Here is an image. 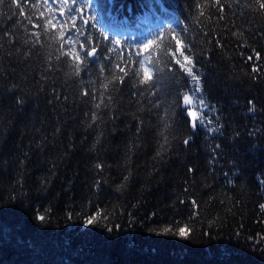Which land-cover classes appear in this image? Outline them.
Segmentation results:
<instances>
[{
  "label": "trees",
  "instance_id": "1",
  "mask_svg": "<svg viewBox=\"0 0 264 264\" xmlns=\"http://www.w3.org/2000/svg\"><path fill=\"white\" fill-rule=\"evenodd\" d=\"M162 2L176 16L190 13L193 52L212 53L204 69L206 89L222 112L223 137L201 132L186 148L181 141L189 133L175 122L171 98L162 99L157 110L151 97L134 96L125 80L127 86L116 90L108 84L109 101L102 87L111 80L107 71L104 80L96 68L91 77L77 78L57 61L55 40L33 27L44 19L41 11L48 16L44 0L0 5V264H264V9L257 0H220L221 12L215 0H199L204 15L198 17L191 0ZM153 6L156 0H113L112 11L152 13ZM158 29L144 26L129 40ZM35 32H41V43L33 47ZM94 89L95 102L104 93L109 115L118 113L119 119L105 115L89 128ZM16 98L25 100L31 121L21 117ZM215 126L213 118L209 127ZM45 137L49 146L40 152L36 145ZM217 143L221 148L213 153ZM97 164L105 165L102 173ZM21 178L23 188L17 184ZM45 178L50 186L40 192ZM96 179L102 185L98 195L92 188ZM20 192L28 197L23 206L16 200ZM46 209L51 222L44 226L34 218ZM97 211L101 226L85 227L81 218ZM105 223L120 230L110 235ZM184 224L195 230L194 239L156 234Z\"/></svg>",
  "mask_w": 264,
  "mask_h": 264
},
{
  "label": "snow or ice",
  "instance_id": "2",
  "mask_svg": "<svg viewBox=\"0 0 264 264\" xmlns=\"http://www.w3.org/2000/svg\"><path fill=\"white\" fill-rule=\"evenodd\" d=\"M9 2L11 3L13 0H9ZM4 3L5 0H0V5H4ZM112 3L113 0H51L49 4V0H44V4L48 7V16L45 17L44 12L41 11L40 16L44 19L40 24H34L33 27L40 28L47 38L55 40L58 47L57 61L60 64H68L73 69L72 74L75 77L80 78L81 73L91 77L92 69L96 68L99 77L104 80L107 79L104 75L107 71L111 75V80L108 83H103L102 87L109 92L107 96L109 101L112 99L110 91L116 90L119 85H125V80L131 85L134 96L139 94V96L151 97L154 101L153 107L157 110L160 109L162 99L171 98L172 107L177 110L174 113L175 122L189 133L181 141L186 148L199 138L201 132L219 134L220 137H223L224 132L222 130L225 126L220 122L222 112L218 110L217 105L211 103L206 89L209 77L204 69L211 64L212 53L211 51H201L199 54L193 52L195 45L192 42V36L189 34L192 23L190 13H186L184 10L180 11V14L172 22L161 26L151 37H145L143 40H129L123 33L115 30L113 24L109 22L115 19L112 14ZM215 3L220 5V0H215ZM257 3L260 9H264V0H257ZM17 6L20 8V15H24V6L19 4ZM191 6L197 11L198 17L204 15V5L199 0H191ZM181 8H183L182 5ZM220 10L223 12V5H220ZM105 17L108 19L106 20ZM29 23H31V18H29ZM32 35L31 45L35 47L41 43V32H35ZM259 56L260 54L257 52V59ZM248 60H252V57L249 56ZM252 70L256 72L258 69L253 67ZM109 83L113 85L112 90L108 88ZM52 93L55 101L61 99L60 94L56 93L54 88ZM83 95L89 96L87 89L84 90ZM64 99L66 100L67 97ZM96 99V90L94 89L90 100L95 110L91 112L92 124H89V128H92V125L98 127V122L102 123L103 117L109 115L111 111L109 105L104 103V93L100 94L99 103L95 102ZM54 100L48 99L47 104L53 105ZM14 102L21 117L31 121L32 117H27L25 100L16 98ZM249 104H253V101L250 100ZM101 105H104L103 109ZM39 108L40 106L37 105L35 111L39 112ZM254 110L253 104V108L249 111ZM165 114L167 113L165 112ZM213 118H215L216 126L209 127L213 124ZM109 119L115 122L119 119V114L109 115ZM142 126L143 121H138L136 128L138 135L141 133ZM56 131L59 132L60 129L57 128ZM3 135L4 133L0 132V136ZM239 135L240 133L236 132L235 136L239 137ZM248 135L251 136L253 133H248ZM96 142L100 143L99 137H97ZM48 146L49 143L45 137L36 145V149L43 152ZM220 148L221 145L217 143L212 152L215 153ZM27 155L25 153V158ZM20 164L23 165L22 160ZM95 167L102 173L105 165L97 164ZM54 168L55 165L51 171L52 176H55ZM188 171L194 170L189 168ZM224 175L227 176L228 174L225 173ZM128 179V176L123 177L124 181ZM233 182L229 181V183ZM50 183L51 180L45 178L38 191L47 192ZM261 183L264 184V181ZM17 184L23 188V179H18ZM123 186L121 184V188ZM92 188L94 193L98 195L102 190L101 180L96 179ZM27 199V195L23 192L17 194L16 200L22 206ZM11 201L12 198L9 202L11 203ZM191 204L196 206V201L191 200ZM260 207L264 209V204H261ZM50 216V209H46L45 214H38L34 219L47 226L51 222ZM100 216L101 213L97 211L94 215L81 219L85 227L95 228L101 226ZM67 219H72L70 212L67 214ZM103 219L107 220V216H104ZM175 223L178 224L179 221ZM213 224H215V220L209 221L210 227ZM102 226L110 235L114 234V228L117 232L120 230L119 224L109 227L105 223ZM194 231L193 228L184 224L175 229L171 226L164 227L156 234L192 240L195 238ZM203 235L210 234L203 233ZM253 243L260 244L261 241L254 240ZM260 251L264 254V247Z\"/></svg>",
  "mask_w": 264,
  "mask_h": 264
}]
</instances>
